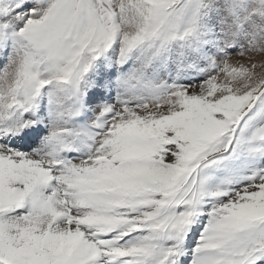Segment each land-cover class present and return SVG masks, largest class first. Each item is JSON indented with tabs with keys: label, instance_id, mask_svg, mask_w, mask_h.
I'll use <instances>...</instances> for the list:
<instances>
[{
	"label": "snow or ice",
	"instance_id": "obj_1",
	"mask_svg": "<svg viewBox=\"0 0 264 264\" xmlns=\"http://www.w3.org/2000/svg\"><path fill=\"white\" fill-rule=\"evenodd\" d=\"M0 264H264V0H0Z\"/></svg>",
	"mask_w": 264,
	"mask_h": 264
}]
</instances>
